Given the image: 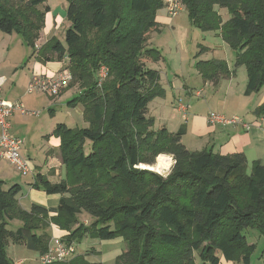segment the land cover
Here are the masks:
<instances>
[{
	"label": "trees",
	"instance_id": "obj_1",
	"mask_svg": "<svg viewBox=\"0 0 264 264\" xmlns=\"http://www.w3.org/2000/svg\"><path fill=\"white\" fill-rule=\"evenodd\" d=\"M66 1L65 45L51 39L35 48L49 11L39 6L46 0H0L2 33L19 34L43 64L67 61L71 81L66 89L79 90L67 106H80L87 123L82 129L54 127L66 178L33 177L31 188L59 197L55 208L31 204L23 209L16 199L20 186L4 190L0 181V264H13L6 255L9 242L43 255L51 224L66 232L61 237L66 245L84 237H121L125 251L113 264H195V255L203 264H250L254 246L243 231L254 229L264 239V166L254 161L248 172L242 153L191 152L181 143L183 129L155 131L147 115L149 104L164 96L159 72L149 66L161 56L148 47L147 37L158 28L156 12L166 8L165 0ZM178 1L200 29L220 30L236 55L233 70L223 61L198 62L203 80L216 84L244 65V95L259 92L264 86V0ZM222 9L229 15L225 23ZM101 67L107 73L98 86ZM255 114L264 118V103ZM159 155L174 160L166 179L137 168L153 165ZM232 182L246 190L244 202L234 195L238 186ZM119 185L149 187L153 193L145 202L117 204L107 193ZM81 214L92 223H80ZM12 220L22 227L9 231ZM66 262L54 264H87L79 256Z\"/></svg>",
	"mask_w": 264,
	"mask_h": 264
},
{
	"label": "rangeland",
	"instance_id": "obj_2",
	"mask_svg": "<svg viewBox=\"0 0 264 264\" xmlns=\"http://www.w3.org/2000/svg\"><path fill=\"white\" fill-rule=\"evenodd\" d=\"M67 5L66 0H46L45 4L39 6L40 10L48 6L49 11L44 15V25L35 42V48H40L51 39H57L65 45L64 33L70 26V22L66 18ZM218 12L222 22L225 23L229 19L227 11L222 9ZM156 22L158 28L153 30L147 37L148 47L154 48L161 56L158 62L150 63L149 66L159 72V84L164 90V96L156 97L148 106L147 115L153 120L155 131L164 128L168 133H176L183 129L184 134L181 143L191 152H200L202 150L209 151L214 144L213 138L210 136L211 125L206 124V118L209 114H217L228 120L233 117H237L241 121L243 119L236 115L224 114L221 110L222 107L230 106L238 109L240 111L238 115L248 116L249 120L253 121L255 117L260 120L261 117L256 115L255 112L264 103V86L257 93H251L248 96L243 95L244 85L247 81V71L244 65L236 68L237 71L233 79L234 86L231 90L225 85L213 88L203 80L197 69L198 62L211 60L223 61L231 70L235 68L236 55L222 40L220 30L203 31L190 21L184 7L173 18H169L165 7L158 9ZM22 42L23 38L19 34L15 32L4 34L0 31V54L3 61H5L2 62L0 59L2 69H7L14 63H18L20 57L25 53ZM8 46L11 52L6 54ZM65 63H63L62 70L66 68ZM19 65L13 66L18 68ZM20 71L21 68H18L17 73L19 75L21 74ZM27 72L25 70L24 73L27 74ZM187 89H194V93L199 91L200 95L190 93L193 96H188ZM3 90H8L9 95L10 92L12 95L6 98L11 100L4 99L5 101H10V103L21 101L25 111L37 114L15 112L10 118V134L17 135L15 133L20 132L19 137L24 142L21 149L22 157L28 160L33 170L37 168L39 174L46 175L49 181L54 182L58 178H66V169L61 163L59 164L58 147L55 145L59 140L52 133L56 124H65L70 129L87 127L80 107L70 108L67 106L72 98L79 96L77 86L66 89L65 93H62V90L53 98L44 93L29 94L26 87L19 90H10L9 82ZM235 91H237L236 94H234ZM15 95L20 96L19 100H16L18 98H15ZM180 103L187 106L186 117L178 110ZM194 119H196V122L192 123ZM239 124H243V121ZM164 156L171 160L167 170L161 172L147 168L145 170L166 179L172 171L174 160L169 155ZM140 166L145 165H138L137 168L141 169ZM251 167L252 162H247L248 172H250ZM48 172L51 173L48 174ZM33 177L32 174L28 176L21 175L7 161L0 162V181L3 183V189L7 190L13 185H19L20 191L16 195V199L19 203L21 202L23 208L35 203L31 197H25L29 188L33 185ZM232 184L238 186V190L234 191V195L239 201L244 202L246 200V190L239 182H232ZM32 190L45 194L42 189L32 188ZM152 193L153 191L149 187L119 185L114 188V191L107 193V197L117 204L139 203L148 200ZM78 220L80 223H92V218L87 214L79 215ZM20 227H22V223L17 220H12L7 225L9 231H15ZM243 234L247 243L254 246L249 253L250 264H264V239L254 229L244 230ZM74 247L76 253L94 247L98 253H101L99 261L102 264H113L116 258L114 261L110 260L112 254L115 251L121 253L120 251L125 248V243L121 237L108 241L84 237L74 242ZM25 257L33 260V264H41L40 256L36 252H27ZM199 262H201L199 256L195 255V264H199ZM228 264L236 263L231 262Z\"/></svg>",
	"mask_w": 264,
	"mask_h": 264
},
{
	"label": "crops",
	"instance_id": "obj_3",
	"mask_svg": "<svg viewBox=\"0 0 264 264\" xmlns=\"http://www.w3.org/2000/svg\"><path fill=\"white\" fill-rule=\"evenodd\" d=\"M22 44H23V49L25 50V53L22 55V57H20L18 63L13 64L15 66L20 64L19 65L20 67L18 66V68H21L20 75L22 76H20L17 73V70H18L17 67H14L12 65L13 67L9 66L7 69L6 68L2 69L1 62H0V74L5 79V83L1 89V97L3 99H6L8 96H12L11 92L9 95L8 90L7 91L3 90L6 87L8 82H9L10 90H15V89L19 90V89H23L24 87H26L27 89L30 78L34 74L38 76H52L62 70L64 62L43 64L37 60L36 54H34L33 51L24 44V42H22ZM28 51H29V54H28ZM8 52H11L9 49V46H8V49L6 50V54ZM9 57H10V54H9ZM0 59L2 60V62H5L3 61L1 54H0ZM25 70L28 71L27 74L24 73ZM236 71L234 75L230 76L229 78L220 79L216 84H213L211 82H207V83H209V85H211L213 88H217V87H220L221 85H225L229 90H231L233 89V86H234L233 79L235 77ZM244 86H246V83ZM193 91L194 89L186 90V92L188 93V96H193V95H190V93L194 94ZM65 92L66 90H63L62 93H65ZM236 93L237 91L234 92V94ZM15 98H18L16 100H19L20 96L18 97V95H15ZM6 100H11V99H6ZM16 102H19V101H16ZM178 103H179V100H178ZM80 109L82 110L81 107ZM221 110L224 112V114H227L230 116L236 115V116L243 118L242 119L243 123L248 124L250 128L247 130L243 127L242 124L226 125V126L217 125L213 127L210 126V136L213 138V142H214L213 147L210 148V151L214 154H219V155L242 153L245 156L247 162L258 161L262 166H264V118H260V120H257V118L255 117L253 121L249 120L248 116L238 115L240 114V111L238 109L231 108L230 106L222 107ZM195 122H196V119H194L192 123H195ZM206 124H207V121H206ZM15 134L17 135H13V136L20 138L19 137L20 132L15 133ZM55 145H57L58 147L59 141H57ZM206 148H209V147H206ZM50 173L51 172H48V174ZM35 174L36 175L39 174V171L37 168H35ZM59 180L61 179L58 178L54 182H58ZM25 197L26 198L31 197L32 200H34L35 202L34 204L43 206L47 209L55 208L58 204V199H59L57 195L48 196L46 194H42L40 192H36L35 190H32L31 187L29 188V191ZM29 207L30 206L25 207V208L22 207V208L28 210ZM47 233L50 237L55 236L56 238H61L66 234L65 231L58 229L55 225H52V224L50 225L49 229H47ZM123 250L125 251V248ZM123 250L120 252L122 253ZM27 252L32 253V251L27 250L24 245L14 244L12 242H9L6 248V255L13 262V264H33L32 263L33 260L25 257ZM121 253H117L115 251L112 254L111 258L109 256L110 260L114 261V259L117 258ZM100 255L101 253H98L94 247H90L89 249H85V251L76 253L75 256H73L72 258L79 256L83 259V262L87 264H102V262L99 261ZM72 258L68 259L67 260L68 262L66 263H69L70 260H72ZM228 263H231V262L224 261V260L220 262V264H228ZM199 264H203V263L199 262Z\"/></svg>",
	"mask_w": 264,
	"mask_h": 264
},
{
	"label": "built area",
	"instance_id": "obj_4",
	"mask_svg": "<svg viewBox=\"0 0 264 264\" xmlns=\"http://www.w3.org/2000/svg\"><path fill=\"white\" fill-rule=\"evenodd\" d=\"M166 11L169 18L177 16L182 10L183 6L178 0H165ZM107 70L101 67L98 72L100 86L101 81L106 77ZM71 81V75L67 69L61 70L52 76H38L33 75L30 78L27 86V93H44L48 96H57L62 90L68 88ZM5 83V79L0 74V162L7 161L16 171L23 176L32 174L35 176V169L33 170L28 160L21 155L23 147V140L10 134V118L15 112L21 114L37 115L36 113L27 112L24 110L20 102L10 103L1 97V89ZM199 96V91L194 93ZM179 110L186 117L187 106L179 104ZM208 125H236L242 121L233 117L226 119L217 114H209L206 118ZM245 129H249L248 124H242ZM76 253L73 244L66 245L61 238L51 237L47 251L39 257L41 264H54L63 262L72 258Z\"/></svg>",
	"mask_w": 264,
	"mask_h": 264
},
{
	"label": "bare ground",
	"instance_id": "obj_5",
	"mask_svg": "<svg viewBox=\"0 0 264 264\" xmlns=\"http://www.w3.org/2000/svg\"><path fill=\"white\" fill-rule=\"evenodd\" d=\"M170 163H171V160L164 156V155H159L157 158H156V163L153 165V166H150V167H146L145 166H140L142 169H151V170H154L156 172H161L163 170H167L170 166Z\"/></svg>",
	"mask_w": 264,
	"mask_h": 264
}]
</instances>
